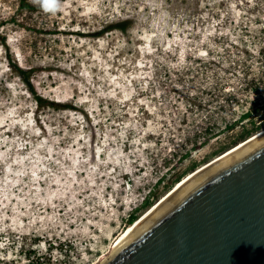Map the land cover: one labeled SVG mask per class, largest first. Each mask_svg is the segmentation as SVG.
Masks as SVG:
<instances>
[{"label": "rangeland", "instance_id": "374dc122", "mask_svg": "<svg viewBox=\"0 0 264 264\" xmlns=\"http://www.w3.org/2000/svg\"><path fill=\"white\" fill-rule=\"evenodd\" d=\"M16 2L0 0V264H96L194 127L264 104V0ZM31 85L73 107L38 106ZM244 127L170 171L155 203Z\"/></svg>", "mask_w": 264, "mask_h": 264}, {"label": "water", "instance_id": "95a60500", "mask_svg": "<svg viewBox=\"0 0 264 264\" xmlns=\"http://www.w3.org/2000/svg\"><path fill=\"white\" fill-rule=\"evenodd\" d=\"M96 264H264V128L186 176Z\"/></svg>", "mask_w": 264, "mask_h": 264}, {"label": "trees", "instance_id": "16d2710c", "mask_svg": "<svg viewBox=\"0 0 264 264\" xmlns=\"http://www.w3.org/2000/svg\"><path fill=\"white\" fill-rule=\"evenodd\" d=\"M17 14H22L23 11L27 12H43L45 11L40 3L34 2V0H17ZM18 15L14 16V21H19L18 18H16ZM45 21V20H44ZM123 23L118 24V27L122 30H126L127 25L129 24V21L127 19L122 20ZM24 24L23 22H21ZM127 24V25H126ZM25 25V24H24ZM27 27L37 30V26L35 25H28ZM22 71V68H19ZM248 86H246L247 88ZM259 87L256 86V89ZM31 92L35 94V98L37 101L38 106H53L55 108L58 107H73L69 104H65L62 100L55 101V100H49L48 98H44L41 94H38L34 88L30 87ZM238 94V93H237ZM264 108V104H255L247 108L246 111H243L237 118H232L233 120H225L224 126L219 124L220 120L214 119V120H208L204 124H198L194 129L187 134L185 137V140H182L181 144H179L180 148L176 149L170 158L166 161L165 165H170V168L167 169L161 175L157 181L153 184V188L149 190L148 193L143 197V199L138 203L135 207L130 209L129 216L127 217V224L131 225L133 224L140 216V212L142 210H148L154 203L155 199L157 198V192L155 189V186H160L162 183L165 182L166 178L168 177V173L172 171L173 169L179 167L181 164L185 162L187 158L193 155L194 152L202 149L205 147L213 138L221 135L227 130H231L234 128L237 124L243 122L245 119H250L252 121V127H244V129L237 135V137L233 140V144L231 146H234L238 144L239 142L247 139L248 137L252 136L253 134L259 132L262 128H264V118L261 121L256 120L255 116L258 114L262 115L261 110ZM230 146V147H231ZM228 147V148H230ZM227 148V149H228ZM225 149V150H227ZM195 165V164H194ZM197 167V166H196ZM196 167H193V170L196 169ZM182 180V175H178L174 181V184L178 183ZM173 184V185H174ZM172 185V186H173ZM170 185H168L169 187ZM50 249H53V246H50Z\"/></svg>", "mask_w": 264, "mask_h": 264}, {"label": "clouds", "instance_id": "9594fccd", "mask_svg": "<svg viewBox=\"0 0 264 264\" xmlns=\"http://www.w3.org/2000/svg\"><path fill=\"white\" fill-rule=\"evenodd\" d=\"M40 3L45 11H54L59 7L57 0H34Z\"/></svg>", "mask_w": 264, "mask_h": 264}, {"label": "bare ground", "instance_id": "6f19581e", "mask_svg": "<svg viewBox=\"0 0 264 264\" xmlns=\"http://www.w3.org/2000/svg\"><path fill=\"white\" fill-rule=\"evenodd\" d=\"M93 153V152H92ZM96 154V153H95ZM101 156V155H100ZM101 161V160H100ZM189 175H191V173L189 174ZM188 175V176H189ZM186 178V177H185ZM180 182V181H179ZM178 182V183H179ZM146 212V211H145ZM144 212V213H145ZM143 213V214H144ZM142 214V215H143ZM141 215V216H142ZM135 226L136 225H134V224H131V225H129L126 229H124L123 231H122V233L117 237V239L115 240V242L111 245V249L114 247V246H116L122 239H124L134 228H135ZM111 251V250H110ZM102 259V258H101ZM101 259H99V260H101Z\"/></svg>", "mask_w": 264, "mask_h": 264}]
</instances>
